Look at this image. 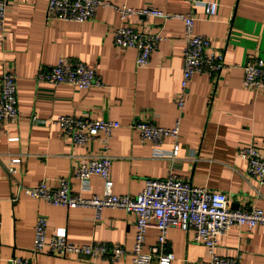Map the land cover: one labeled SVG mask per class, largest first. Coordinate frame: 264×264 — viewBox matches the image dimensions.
<instances>
[{
  "label": "crops",
  "instance_id": "obj_1",
  "mask_svg": "<svg viewBox=\"0 0 264 264\" xmlns=\"http://www.w3.org/2000/svg\"><path fill=\"white\" fill-rule=\"evenodd\" d=\"M8 4L4 30H0V72L12 69L16 76L19 120L3 124L0 134V264L14 257L31 264H132L136 217L121 209L51 206L27 197L19 186L32 188L46 180L56 187L68 179L71 191L89 197L102 195L104 182L90 179V191L74 178L75 167L103 150L100 140L75 146L56 125L34 123L59 116H86L120 124L110 141L113 158V193L136 196L149 179L171 174L193 187L226 194L232 210L264 211V187L248 176L239 158L242 148L254 146L264 153V94L243 87V66L264 60V0H205L218 5L215 16L202 7L193 9L185 0H105L114 8H153L170 14L195 17L194 31L208 38L213 49L224 52V68L217 79L197 75L189 85L186 106L177 107L180 93L184 24L158 18L130 16L125 22L114 8H101L84 23L47 19L49 0H5ZM127 26L141 32L161 33L166 40L153 54L147 68H137L135 50L115 45L113 30ZM81 62L101 78V88L80 90L69 85L37 84L36 75L59 62ZM147 121L172 128L180 122L179 158L153 159L151 143H141L131 125ZM14 139L15 141H9ZM170 154L173 140L166 139ZM21 158L19 164L12 160ZM16 173L10 174L9 169ZM17 201L12 197L17 196ZM42 216L48 221V237L65 228L76 245H121L126 256L118 262L90 257L59 258L34 255V227ZM157 230L149 229L146 248L157 243ZM193 232L171 229L166 248L175 254L172 264H207L205 246L193 241ZM220 257H239V264H264V227L248 231L232 227L219 238Z\"/></svg>",
  "mask_w": 264,
  "mask_h": 264
},
{
  "label": "built area",
  "instance_id": "obj_2",
  "mask_svg": "<svg viewBox=\"0 0 264 264\" xmlns=\"http://www.w3.org/2000/svg\"><path fill=\"white\" fill-rule=\"evenodd\" d=\"M192 10L202 7L207 16H215L218 5L205 0H185ZM8 4L0 0V30H4ZM101 8H114L105 0H49L47 19L51 21L73 22L84 24L92 20ZM122 22L130 16L158 18L167 22L180 20L184 24L185 48L183 52L184 66L180 93L177 99L179 111L186 106L189 85L197 75L217 79L224 68V52L213 49L211 42L194 31L195 17L190 14H170L147 8H114ZM114 43L122 49L135 50L137 68H147L153 54L160 44L166 40L161 33L151 34L137 29L120 26L113 30ZM244 88L264 94V60H251L243 66ZM37 84L52 86L69 85L80 90L92 87L101 88L103 82L96 71L81 62H59L51 69L42 68L36 75ZM20 112L17 99L16 76L12 69L0 72V134L3 124L19 120ZM34 123L56 125L62 135L75 146L100 140L103 150L98 156L86 157L73 171V176L81 183L82 191H90V179L100 177L104 182L102 195L83 197L71 191L68 179L59 180L56 187L40 182L32 188L19 186V191L34 200L43 201L51 206L70 208H91L98 214L103 209H121L136 217V236L131 252L132 264H172L175 254L166 248L167 234L171 229L193 232V241L207 248L210 260L207 264H239L240 258H224L216 253L219 238L232 227H245L252 231L256 227H264V211L259 208L232 210L226 194L211 192L203 188L193 187L171 174L163 180L149 179L145 181L143 190L136 196H119L113 193L111 167L113 158L110 155V141L120 124L109 120H93L86 116H59ZM131 129L137 130L141 143H151L153 159H168L172 163L179 158L180 122L172 128H164L147 121H137ZM166 139L173 140V149L168 154L164 149ZM9 141H15L10 139ZM240 159L247 164V174L256 179L264 187V153L254 146L242 148L238 152ZM21 158L12 160L19 164ZM15 174V168L9 169ZM18 195L12 197L15 202ZM156 229L157 243L146 248V235L149 229ZM32 253L49 254L59 258L90 257L92 259H108L111 263L120 262L126 256L123 246L107 244L76 245L68 241L65 228L58 229L48 237V221L40 216L34 227V244ZM32 259L14 257L10 264H31Z\"/></svg>",
  "mask_w": 264,
  "mask_h": 264
}]
</instances>
